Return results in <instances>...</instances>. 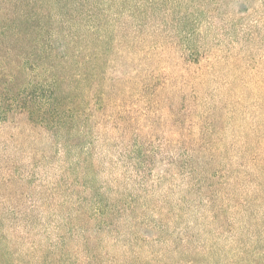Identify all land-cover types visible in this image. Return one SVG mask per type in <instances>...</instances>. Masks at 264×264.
I'll return each mask as SVG.
<instances>
[{
	"label": "rangeland",
	"instance_id": "obj_1",
	"mask_svg": "<svg viewBox=\"0 0 264 264\" xmlns=\"http://www.w3.org/2000/svg\"><path fill=\"white\" fill-rule=\"evenodd\" d=\"M150 1L135 33L120 17L123 57L108 68L127 89L126 136L94 122L85 136L53 134L24 113L0 123V246L14 259L63 246L71 264H245L263 249L264 171L250 147L264 149V0ZM192 147L211 155L189 166ZM95 194L114 216L84 245Z\"/></svg>",
	"mask_w": 264,
	"mask_h": 264
},
{
	"label": "trees",
	"instance_id": "obj_2",
	"mask_svg": "<svg viewBox=\"0 0 264 264\" xmlns=\"http://www.w3.org/2000/svg\"><path fill=\"white\" fill-rule=\"evenodd\" d=\"M97 1L0 0V123H5L10 114L24 113L31 123L53 134L85 136L89 123L94 122L115 135L126 136L120 127L130 125L131 117L120 114L126 110L121 96L127 89L115 87L108 68L117 72L116 61L123 57L115 50L120 44L114 38L120 17L126 13L134 21L135 33L142 23L139 10H148L151 1L134 0L130 4L131 0H108L106 5ZM144 71L148 79L140 80V86L152 79V70ZM161 88L153 97L157 98L166 87ZM170 90L175 96L180 94L176 88ZM259 146L250 147L256 175L264 171V149ZM193 149L183 158L195 166V155L208 151L197 148L193 153ZM141 172L136 171L137 175ZM95 196L90 213L96 222L93 231L82 230L84 245L93 234L110 229L114 216V209ZM62 249L59 247L55 254L39 249L29 262L14 259L0 246V264H71ZM246 251L244 257L250 258L245 259V264H264V247L261 251ZM83 261L82 264H99L94 254L85 255ZM188 264L199 263L191 260Z\"/></svg>",
	"mask_w": 264,
	"mask_h": 264
}]
</instances>
